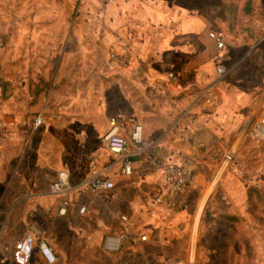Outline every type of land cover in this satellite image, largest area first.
Instances as JSON below:
<instances>
[{"label":"rangeland","instance_id":"obj_1","mask_svg":"<svg viewBox=\"0 0 264 264\" xmlns=\"http://www.w3.org/2000/svg\"><path fill=\"white\" fill-rule=\"evenodd\" d=\"M180 3L191 13L187 24L201 26L203 35L209 36L212 27L225 29L224 0ZM136 8V1L130 0H0V76L6 86L0 119L12 121L0 126V138L21 145L22 158H17L14 171L21 168V159L34 168L42 150L58 168L78 174L95 159L110 156L103 141L110 120L133 110L137 99L132 96L140 94L142 86L130 79V72L107 65L105 57L125 43H134L129 37L135 30ZM260 8L255 2L254 14L247 20L251 32L241 34L248 46H259L242 64L251 84L258 86L247 98L246 107L253 109L256 95L264 91V22L256 23ZM208 52L216 67L215 50ZM121 76L126 77L122 83ZM0 91L5 97L1 85ZM39 110H44L46 120L34 129ZM216 131L202 147L214 173L191 187L175 208H161V225L149 249L139 246L131 258L123 253L124 245L114 256L99 253L89 264H173L177 260L243 264L244 242L252 247V262L264 264V211L248 197L250 186L264 193V134L226 120ZM44 138L60 142L41 146L38 141Z\"/></svg>","mask_w":264,"mask_h":264},{"label":"crops","instance_id":"obj_2","mask_svg":"<svg viewBox=\"0 0 264 264\" xmlns=\"http://www.w3.org/2000/svg\"><path fill=\"white\" fill-rule=\"evenodd\" d=\"M130 1L137 3L133 20L135 30L129 37L134 42V57L130 66L120 70L130 72L131 80L141 82L142 91L132 96L137 99L133 110L119 114L124 123L122 132L130 134L132 119L140 122L144 137L161 145L171 160L188 159L193 163L199 183L200 179L214 173L209 154L202 147L216 136V130L224 121L247 129L255 125L264 104V91L256 95L254 109L246 107L247 98L255 94L258 86L251 84L242 64L259 46L255 47L256 43L248 46L245 34L229 35L224 60L226 72L219 76L208 52L216 50L215 41L202 34L201 26L187 24L186 17L191 13L181 6V0ZM255 2L257 5L264 3L263 0ZM256 18L257 25L264 22L261 16ZM233 56L236 57L232 61ZM125 78L121 76L120 82ZM211 83H216L221 94L217 103L204 94ZM0 105H6V96H0ZM240 115L244 116L241 125L237 123ZM5 121L6 126L12 122L0 119L1 127L5 126ZM38 142L47 146L58 144L60 140L44 138ZM20 148L15 141L0 138V264H89L88 260L99 253L114 256L116 252L103 248L102 239L106 233L118 231L123 226L129 231L123 253L132 258L137 247L149 249L156 241V230L162 220L159 218L161 208L173 209L165 207L157 197L173 196L182 201L190 189L174 192L162 168L145 172L143 163L147 153L134 155L132 174L122 173L120 159L110 153L108 157L95 159L79 174L65 168L70 172V185L65 193L54 192L50 183L64 167L58 168L47 151L42 150L34 168L30 161L21 159V168L16 172L17 158H22ZM95 174L112 178L115 186L91 190L87 181ZM64 195L70 198L71 204L67 214L61 215L58 208ZM82 204L88 206L86 212H80ZM30 225L40 227L54 247L58 255L55 262H47L38 249L27 262L15 258V241ZM138 229L146 232L149 239L134 237Z\"/></svg>","mask_w":264,"mask_h":264},{"label":"built area","instance_id":"obj_3","mask_svg":"<svg viewBox=\"0 0 264 264\" xmlns=\"http://www.w3.org/2000/svg\"><path fill=\"white\" fill-rule=\"evenodd\" d=\"M260 15L264 18V3L261 5ZM208 35L214 39L216 44L214 59L216 61V71L221 76L226 72L224 60L226 56L227 34L222 27H212L209 29ZM133 57L132 43H125L120 49L109 51L105 57V62L113 68H126L132 63ZM215 85L216 83L209 84L204 94L212 102L217 103L221 99V94ZM45 116L44 110H39L36 113L33 118L34 129H38L45 123ZM239 117L237 123L241 125L244 116L240 115ZM132 120L134 124L131 127L130 134L126 135L122 132L124 126L122 118L119 115L113 116L110 120V128L103 137V141L111 155L120 159L121 172L132 174L134 172V155L147 153V158L143 163V170L151 172L157 168H162L165 172V180L174 192H180L197 185V173L193 163L188 159L180 161L171 160L161 145L152 143L144 137L140 122H135V119ZM3 125L6 126V121L3 122ZM252 128V131L256 135L264 134V104L261 106L260 113ZM132 145L133 148L131 149ZM87 183L93 191L111 189L115 186V181L105 174H95L88 178ZM69 185L70 172L62 168L58 171L57 177L50 183V189L54 192L65 193ZM157 198L167 208H175L178 205V200L173 196H159ZM70 204V198L64 195L58 208L59 214H67ZM79 210L80 212H86L88 206L82 204ZM128 235L129 231L126 226H123L118 231L108 232L103 236L102 246L108 252H118L123 248ZM133 235L138 240L148 239V234L139 229ZM14 249V256L20 262H27L33 256L36 249L39 250L44 259L49 263H53L57 259L54 247L44 236L41 228L36 225H30L16 239ZM173 264H184V262L183 260H177Z\"/></svg>","mask_w":264,"mask_h":264},{"label":"trees","instance_id":"obj_4","mask_svg":"<svg viewBox=\"0 0 264 264\" xmlns=\"http://www.w3.org/2000/svg\"><path fill=\"white\" fill-rule=\"evenodd\" d=\"M225 4V31L232 35H241L244 31L251 32L249 18L255 11V0H224ZM7 82V81H6ZM0 85L2 86V93L6 96L5 80L0 76ZM248 197L252 205L262 208L264 211V193L257 186H250L248 188ZM243 242V241H242ZM243 252L246 260L243 264H254L252 262L253 252L249 243H242Z\"/></svg>","mask_w":264,"mask_h":264}]
</instances>
